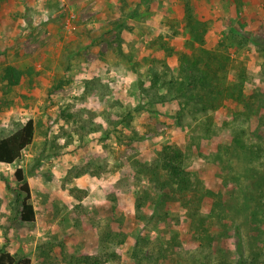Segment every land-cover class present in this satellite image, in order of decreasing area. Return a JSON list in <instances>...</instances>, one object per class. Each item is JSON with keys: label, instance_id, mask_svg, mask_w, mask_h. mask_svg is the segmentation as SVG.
Listing matches in <instances>:
<instances>
[{"label": "rangeland", "instance_id": "1", "mask_svg": "<svg viewBox=\"0 0 264 264\" xmlns=\"http://www.w3.org/2000/svg\"><path fill=\"white\" fill-rule=\"evenodd\" d=\"M0 9V139L36 126L21 159L0 164V251L31 264L104 253L119 257L106 264H248L256 205L246 197L264 176V142L260 157L248 151L264 138V0H0ZM191 16L205 45L230 58L227 83L242 85L248 118L231 100L204 113L167 97ZM6 66L23 72L18 87H7ZM241 131L248 149L222 164L217 147ZM167 145L184 153L188 191L141 169ZM18 168L33 224L18 220ZM208 191L222 206L199 204Z\"/></svg>", "mask_w": 264, "mask_h": 264}, {"label": "trees", "instance_id": "2", "mask_svg": "<svg viewBox=\"0 0 264 264\" xmlns=\"http://www.w3.org/2000/svg\"><path fill=\"white\" fill-rule=\"evenodd\" d=\"M186 26L188 27V39L184 45L183 52L179 54L177 77L165 84L167 91H169L167 96L169 100L180 101L183 108L192 106L195 111L204 113L210 111L215 113L223 106V102L231 100L238 106L237 111L233 114L243 119L248 118L253 104L250 101H246L242 85L240 83L231 85L227 83L228 71L231 70L229 67L230 58L221 49L210 48L205 45L207 30L204 23L195 20L191 16ZM253 43L256 46L259 45L255 41ZM23 75V72L16 67L6 66L3 72V80L6 82L7 87L11 89L21 84ZM240 77L241 80L244 79L242 73H240ZM221 116L227 117L226 114ZM221 124L229 126V122L226 121ZM35 130L34 121L28 120L14 133L0 139V164L10 166L19 161L23 152L31 146ZM241 134H244V131L233 137L231 143L217 147V153H220V156L218 155L219 157H217L222 164H228L231 159H239L241 152L248 149V145H245L242 141ZM262 141L264 142V138L259 140L258 143H252L248 151H255L256 157H260L259 152ZM141 169L145 175L151 176L157 183H161L159 176L161 174L164 175L166 179L162 182L163 186H175L180 192L188 191L192 186L189 174L184 168V153L176 146L167 145L163 147L157 160L149 167L146 165L141 166ZM252 173L253 176H258L256 171ZM14 178L19 186L17 201L18 220L24 224H33L35 222V212L30 203V187L24 171L19 168L16 169ZM256 181V194L246 197L249 205L253 202L256 205L255 212L249 217V231L254 235L249 237L252 242H250L251 254L248 264H264V225L261 223L264 222V176L257 178ZM73 192H75L73 195L77 203H80L84 193L76 194V191ZM220 199V196L208 191L199 197V204L203 201H208L218 207L222 206V200ZM259 213L262 214L261 217H258ZM118 243L122 244V241L120 240ZM258 244L261 245V252L254 251V247ZM238 253L242 259L243 253L240 245L238 246ZM261 257L262 260H260ZM118 259L119 257L115 254L104 253L103 256H84L79 263L106 264ZM0 264H31V261L26 257L17 258L5 251H0ZM240 264L247 263L242 260Z\"/></svg>", "mask_w": 264, "mask_h": 264}, {"label": "crops", "instance_id": "3", "mask_svg": "<svg viewBox=\"0 0 264 264\" xmlns=\"http://www.w3.org/2000/svg\"><path fill=\"white\" fill-rule=\"evenodd\" d=\"M3 20V18H2V15H0V27L2 26V24L3 23H1V21ZM33 143V142H32ZM32 145V144H31ZM15 164V163H14ZM2 165V164H1ZM5 166H8V165H5ZM11 166V165H10ZM34 208V207H33ZM35 211V210H34ZM35 219H36V217H35Z\"/></svg>", "mask_w": 264, "mask_h": 264}]
</instances>
